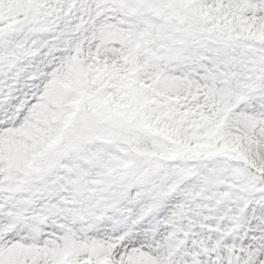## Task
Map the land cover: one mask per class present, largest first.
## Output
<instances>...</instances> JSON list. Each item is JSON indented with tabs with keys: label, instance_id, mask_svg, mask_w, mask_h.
<instances>
[{
	"label": "snow or ice",
	"instance_id": "obj_1",
	"mask_svg": "<svg viewBox=\"0 0 264 264\" xmlns=\"http://www.w3.org/2000/svg\"><path fill=\"white\" fill-rule=\"evenodd\" d=\"M0 264H264V0H0Z\"/></svg>",
	"mask_w": 264,
	"mask_h": 264
}]
</instances>
